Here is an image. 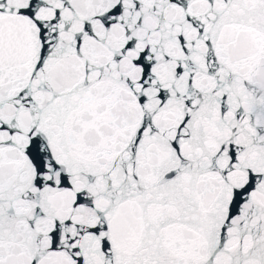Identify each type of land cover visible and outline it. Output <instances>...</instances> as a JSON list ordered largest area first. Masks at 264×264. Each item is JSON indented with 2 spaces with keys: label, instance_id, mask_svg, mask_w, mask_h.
<instances>
[{
  "label": "snow or ice",
  "instance_id": "1",
  "mask_svg": "<svg viewBox=\"0 0 264 264\" xmlns=\"http://www.w3.org/2000/svg\"><path fill=\"white\" fill-rule=\"evenodd\" d=\"M0 264H264V0H0Z\"/></svg>",
  "mask_w": 264,
  "mask_h": 264
}]
</instances>
